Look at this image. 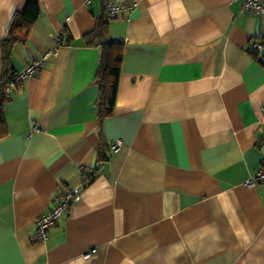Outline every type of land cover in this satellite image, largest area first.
<instances>
[{
  "label": "crops",
  "instance_id": "0c3cea01",
  "mask_svg": "<svg viewBox=\"0 0 264 264\" xmlns=\"http://www.w3.org/2000/svg\"><path fill=\"white\" fill-rule=\"evenodd\" d=\"M26 1L0 0V40ZM242 1L138 0L108 20L122 48L99 125V49L83 36L102 1L38 0L14 72L67 42L4 105L0 264H264V183L246 185L264 158V70L250 49L264 23ZM71 187L79 201L34 240Z\"/></svg>",
  "mask_w": 264,
  "mask_h": 264
},
{
  "label": "trees",
  "instance_id": "16d2710c",
  "mask_svg": "<svg viewBox=\"0 0 264 264\" xmlns=\"http://www.w3.org/2000/svg\"><path fill=\"white\" fill-rule=\"evenodd\" d=\"M38 16V0H27L22 10L15 12L12 16L7 28V34L4 39L0 40V54L2 59V72L0 76V140L6 135L3 109L8 99L5 98L4 91L9 82L21 72H14L11 63V52L16 44L25 41L31 26L37 20ZM107 25L108 20L104 12H102L96 20L95 28L83 36L85 45L98 47L99 49V65L94 79L95 84L98 86V97L95 106L99 125L103 119L113 113V107L109 103L112 94V85L108 82V73L112 66L119 64L120 61L117 59V55H120L122 48L121 43L114 40L109 34ZM59 37L67 42L65 37ZM257 42L262 48V53L258 49L250 48L251 55L264 70V39ZM82 176L84 177L83 186H85L90 182L93 174L84 172Z\"/></svg>",
  "mask_w": 264,
  "mask_h": 264
},
{
  "label": "built area",
  "instance_id": "2783aa9c",
  "mask_svg": "<svg viewBox=\"0 0 264 264\" xmlns=\"http://www.w3.org/2000/svg\"><path fill=\"white\" fill-rule=\"evenodd\" d=\"M92 0H84V4L88 5ZM138 0H102L103 12L107 20L117 19L118 17L129 14L136 6ZM241 8L244 12L251 15L260 17L261 21L264 23V1L262 0H243ZM66 42L60 37L57 38V46L49 50L38 58L26 63L23 70L15 76L7 85L4 96L9 99L10 93L14 87L26 82L31 77H33L46 63L50 56H55L57 50L61 46H65ZM260 44L254 42L251 48L258 49ZM264 111V108H263ZM35 129V127H33ZM264 130V125H263ZM122 142L120 140L115 141L111 150L116 151ZM257 182L264 183V158L260 164V167L254 177L246 182L247 186H254ZM80 189L78 187H71L66 190L65 193L57 200L54 208L46 215L40 217L36 221L35 232L32 238L36 241L45 242L48 238L49 230L56 224L57 219L68 209V207L79 201ZM90 252L84 254V257H89Z\"/></svg>",
  "mask_w": 264,
  "mask_h": 264
}]
</instances>
